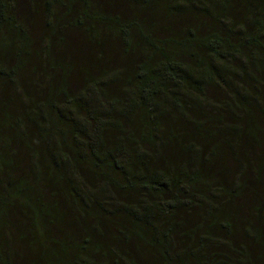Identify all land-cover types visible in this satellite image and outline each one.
Listing matches in <instances>:
<instances>
[{"label":"trees","instance_id":"obj_1","mask_svg":"<svg viewBox=\"0 0 264 264\" xmlns=\"http://www.w3.org/2000/svg\"><path fill=\"white\" fill-rule=\"evenodd\" d=\"M0 264H264V0H0Z\"/></svg>","mask_w":264,"mask_h":264}]
</instances>
